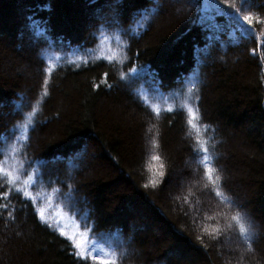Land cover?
I'll list each match as a JSON object with an SVG mask.
<instances>
[{
    "label": "trees",
    "instance_id": "obj_1",
    "mask_svg": "<svg viewBox=\"0 0 264 264\" xmlns=\"http://www.w3.org/2000/svg\"><path fill=\"white\" fill-rule=\"evenodd\" d=\"M245 8L264 36L257 23L264 0ZM114 9L119 28L105 20ZM200 16L189 0H0V136L23 122L17 104L37 109L30 141L17 145L33 161L46 162L34 166L51 172L35 191L43 199L52 187L77 188V199L88 201L78 210L55 197L65 230L75 231L90 215L97 248L115 247L118 264H264V61L250 54L255 45L238 31L219 33L206 55L211 21L201 25ZM29 17L44 35L29 26ZM49 62L51 74L44 71ZM130 68L141 69L140 77L129 73L121 81ZM106 72L111 89L101 84ZM193 77L197 91L189 94ZM186 104L198 106L199 135L186 123ZM198 139L208 141L216 183L231 204L216 197L204 176L194 151ZM6 147L0 141V151ZM160 170L164 176L153 188L150 180ZM13 208L15 220L0 214V264H98L78 262L70 242L15 194ZM238 212L250 226L251 251L231 221Z\"/></svg>",
    "mask_w": 264,
    "mask_h": 264
},
{
    "label": "snow or ice",
    "instance_id": "obj_2",
    "mask_svg": "<svg viewBox=\"0 0 264 264\" xmlns=\"http://www.w3.org/2000/svg\"><path fill=\"white\" fill-rule=\"evenodd\" d=\"M122 0H114V3H120ZM159 4V0H155ZM201 0H189L196 6V11L201 13L200 24L203 25L205 20H210L211 25L209 29V34L206 36L209 42L205 48V54L210 55L208 49L211 47V43L220 40L219 33L228 30L230 35H234L235 32H239L241 37L249 39L255 47L250 49V54L260 61H264V36L257 35L256 29L252 27L254 17L250 12L246 11L245 6L251 5L252 0H203V7H200ZM90 4L96 3V0H89ZM153 12L157 11V8L152 9ZM209 12L213 14L211 16L205 15ZM224 17V24H217L216 17ZM29 26L36 30L37 35H44L45 30L40 28L39 23L33 18L29 17ZM106 23L110 27L120 26L119 12L115 9L113 10V15L110 18H105ZM149 17L145 15L143 20L140 22L141 25L144 21H148ZM258 24L264 25V19L257 20ZM203 30V29H202ZM215 33V35H213ZM59 59V57H57ZM104 59L108 60L109 63L112 62V57L107 56ZM82 63L87 66V61L84 60ZM203 63V61H199ZM48 74H51L53 68L51 62L49 66L44 69ZM142 70L137 68H130L129 72H122L119 76L121 81L127 80L129 73L135 74L137 78L140 77ZM108 73H104V79L101 81L105 87L111 89L113 85L107 83ZM44 96L49 95L47 91V85L49 83L48 78L44 81ZM99 88L100 85H95ZM197 91V83L195 77H193L188 82L187 92L193 94ZM147 100V97H144ZM195 99L198 101L199 96ZM30 108L26 114L24 113V108ZM187 109V119L186 123L190 128L197 129V135H199L197 121L198 106L194 109L192 105H184ZM17 112L15 114L22 117L23 122L14 125V130L10 133L9 137L0 136V141L4 142L7 147L5 150L0 151V214L3 211H7V217L10 220H15L13 215L14 208L10 209V196L15 194L16 198L21 199L25 207H31L33 209V214L36 216L40 223L44 224L46 227L53 230L59 234L60 237H64L70 242V247L72 252L70 253L76 258L78 262H87L91 259L93 262H98V264H118V257L115 247H111L108 251H103V249H98L96 246V241L92 238V233L95 230V221L90 215H86L81 223L75 224V231L69 233L65 230L62 223L64 215L62 214V205L55 202V197L60 196L67 200V206L69 210L79 209L81 204L87 205L88 201L86 199H77L78 189L75 188L71 183L65 184L64 187L67 191H63L59 187H52V192L41 199L40 193L35 191L40 184L43 183L44 177L47 175L51 177V172L42 171L40 167L34 165H44L46 162L43 160L33 161L28 158L27 152L22 148H18L17 145L23 144L27 146L30 141L29 131L35 129V120L37 109L31 105V103L25 105L23 103L16 105ZM157 116L160 115V110L155 106L151 108ZM168 112H173V109L169 107ZM205 131L208 130V126L204 125ZM10 141V142H9ZM198 145L194 151L200 157L199 163L203 166L204 176L211 183L213 190L215 191L216 197L220 198L222 202L231 204L232 201L229 200L226 193L222 190L224 185H217L216 181L220 179L219 175H216V169L214 167V158L211 155L210 148L208 146V141L197 140ZM12 159L15 160V165H9L8 161ZM154 160H158L159 157H153ZM163 168V165H160ZM164 172L162 170L156 171L153 178L150 180L151 186L155 188L158 183L157 177H163ZM52 181L49 179V186H51ZM148 187V185H145ZM53 209H56L54 212ZM91 221V223H90ZM231 221L238 230V234L243 238L244 242L248 245L247 250L251 251V231L250 226L246 223L245 217L241 213H236L231 217ZM229 227H233L230 224ZM207 232L208 230L205 229ZM219 231L218 229L216 230ZM199 239V237H197ZM101 252L103 253L101 255Z\"/></svg>",
    "mask_w": 264,
    "mask_h": 264
},
{
    "label": "rangeland",
    "instance_id": "obj_3",
    "mask_svg": "<svg viewBox=\"0 0 264 264\" xmlns=\"http://www.w3.org/2000/svg\"><path fill=\"white\" fill-rule=\"evenodd\" d=\"M180 4H178V3H174L176 6H177V8H178V11H177V13H181V11L182 10H184V7H185V5L183 4V3H181V2H179ZM172 4H173V2H172ZM176 8V7H175ZM91 12H92V14H93V12L94 13H98V6L92 11L91 10ZM159 20V19H158ZM158 20L155 22V25H156V23L158 22ZM155 25L153 26V28L155 27ZM22 72H26V70H25V68L23 67L22 69ZM27 72H28V70H27ZM1 111L3 112V110H1L0 109V114H1Z\"/></svg>",
    "mask_w": 264,
    "mask_h": 264
}]
</instances>
